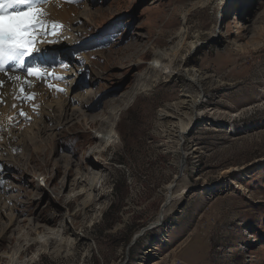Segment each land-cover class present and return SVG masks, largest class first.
Returning <instances> with one entry per match:
<instances>
[{
  "label": "rangeland",
  "instance_id": "374dc122",
  "mask_svg": "<svg viewBox=\"0 0 264 264\" xmlns=\"http://www.w3.org/2000/svg\"><path fill=\"white\" fill-rule=\"evenodd\" d=\"M65 3L72 36L48 35L47 54L62 65L63 44L74 42L71 96L87 91L95 113L131 95L135 85L139 95L122 99L114 112L110 122L121 142L107 148L98 141L107 126L64 122L51 137L52 131L35 130L42 121L55 125L44 117L35 125L38 113L12 117L26 134L21 145L0 149V204L7 202L5 215L17 218L5 230L0 215V264H264V0ZM196 40L198 49L189 52ZM176 50L183 58L176 64L213 80L198 86L149 70L156 51L171 57ZM188 94L199 102L180 139L159 113L177 112ZM78 107L71 105L69 115ZM89 140L104 149L99 174L105 182L95 193L85 186L84 199L70 201L78 192L71 186L77 166L67 176L64 158L79 162ZM43 217L56 218L53 231L35 232L46 225ZM51 237L64 244L43 247Z\"/></svg>",
  "mask_w": 264,
  "mask_h": 264
},
{
  "label": "bare ground",
  "instance_id": "6f19581e",
  "mask_svg": "<svg viewBox=\"0 0 264 264\" xmlns=\"http://www.w3.org/2000/svg\"><path fill=\"white\" fill-rule=\"evenodd\" d=\"M65 2L66 0H52V2L47 6V9H46L50 13V16H49L50 20L58 21L60 24L63 25L62 28H58L56 30V35L58 36V38H62V39H64L67 36L68 37L72 36L71 34L72 32L71 24L72 23L70 24V18L68 17L69 11L67 9V5ZM50 27L51 26L49 25V28ZM219 38H221V36H219L217 39L219 40ZM42 39L49 41L48 35L44 36ZM198 45L199 44L197 40L191 41L189 43V46H190L189 52L197 50ZM48 46H49L48 43H42L39 45L41 49V54L43 55L46 62L43 64H40L39 60L35 61L37 64H40L41 67H46L50 69V73H49L50 78L47 81V83H41L38 79L34 77H27V80L33 81L31 88H29L26 82L23 83V87L26 93L35 92L37 94L34 100H24L22 98L23 94H21L19 91L20 84L18 82L9 80L8 76L4 75L3 73H0V79H3L5 81L4 86L0 87V100L3 101V103H0V149L3 148L4 150H7V149L11 150L9 146L14 143H16V145L18 146L21 145L20 139L26 133H23L22 130L15 129L11 122L12 117H15V118L24 117L20 115L21 110H23L26 114H29V115L31 113L32 114L35 113L36 115L37 113L39 114L35 118L36 122L34 120L35 125L37 124V121H38L37 118L39 117H40L39 118L40 120H42V118L44 117L45 119H48L49 122L51 121L52 123H54L55 125L46 126L42 124L43 122L42 121L41 124L39 123L40 126L37 125L35 127L34 125L35 130L41 131V133H43L44 129H46V131L47 130L52 131L50 134L51 137L56 136L55 131H58V129L60 128L61 129L64 128L62 127L64 122H65L64 126H67L69 122H72L70 124V126L72 127L82 122L86 126H94V125L99 124L102 127L107 126L109 128V130L107 131L108 134L105 136H102L101 139L98 140L101 143V146H104L107 148L110 145L121 142L120 134L118 132V125H116L114 121L113 123L110 121L113 119L112 117H113L114 112L120 111V107H122L123 105L122 99H128L131 95H134V96L139 95L140 85H135L131 88V91H132L131 95L129 93L128 94L126 93V94H123L121 98H114L110 102L105 104V108H103L101 112L93 113L92 112L93 102L91 100H87L88 98L85 99L86 97H84L85 95L88 96V94H85L87 91L86 92L83 91L85 93L79 92L78 94L71 96V86L74 81L72 82L68 79L72 76L73 71H68V70H70L72 66H75V65L69 64L68 59H70L69 57L71 56L70 53L74 51V46H75L74 42L71 41L68 45L63 44L62 52L59 55V56H62V57L64 56L65 58H68L66 61L64 62L62 61L63 64L68 65L67 68L59 66L61 64L56 65L58 63V60H55L54 58H52V56H49L51 55L50 53L47 54ZM156 52L158 53H155V58L153 62L150 64V68H149V70H151L154 73H158L161 76L166 75L168 78H172V79H174L175 77L183 76V77H186L187 80L190 81V83H192L193 85H198V86H203V82H205V80H208V79L213 80V76L206 74V73H202L199 69H196L194 66L191 68H187L185 66L182 67L181 65L176 64V61L180 59L177 55V52H178L177 50L175 51V53L172 54V56H174L173 58H171L172 56L168 57L167 54L159 53L161 51H156ZM25 59L29 65L33 63L32 58L26 57ZM179 61H183V58L182 60H179ZM135 62H136L137 68H141L142 64L144 63L142 57H139L138 60ZM8 75H13V76L19 75L21 77V81L25 80V72L23 70L13 69L12 71L8 73ZM96 76L98 77V74ZM55 77H63V79L62 80L55 79ZM48 84L56 85L57 88H63L66 91L60 92L57 90H52L47 86ZM17 97H21V98L18 99ZM49 97H52L51 101H47ZM82 98L85 100H83ZM198 102L199 101L197 99L193 98L192 96H189L188 94V96L183 97L177 112H174V111L171 112L167 109H163L159 113V118L162 121H165V123H167L166 126L168 127V130H170L174 136L182 139L184 138L185 134H187V132L190 130L191 125L194 123L195 118H194L193 113L198 106ZM76 103H78L79 107L76 109L73 108L74 113L69 115V109L71 105L76 104ZM13 105H15V107H13ZM33 105H35L36 107H33ZM107 108H109L110 112L107 111ZM77 110L79 112L78 116H77L78 112H76ZM183 115H187L186 116L188 118L187 122L184 121ZM69 117H70V120H69ZM88 129L89 128H87V130ZM87 134L86 136L88 138ZM29 136L31 138L30 140H33L34 138H36L35 137L36 135L35 133L33 134V132L29 134ZM75 136L77 138L80 137L77 133H75ZM95 137L96 139L98 138L97 136ZM1 145H3L4 147H2ZM97 145H98L97 141L94 142V141L89 140L88 143L85 144L84 147L81 149L83 156H81L79 162L74 161L73 158H69V157L64 158L67 161L66 162L67 167L65 168L66 174L68 171L67 176H71L73 174V169L71 168L69 169L68 167L70 165L77 166V170L75 171L76 177L73 179L71 186L75 188V189H72V192H75V190H78V192L75 193L74 196H71L70 201L84 199V196L88 193L89 188L92 193H95V191H97L98 189V185L101 184V187H102L105 182L101 180L102 176H100L99 174L102 167H105V165L102 162L103 160L101 158L102 156L101 153L104 151V149L97 150L96 148ZM89 150L91 151L90 153L88 152ZM34 152H35V149H33L31 158H29L28 161L30 162L35 161L36 156L34 155L35 154ZM96 154H98V156H96ZM45 163H46V166H48L49 163L47 161ZM47 181L50 182L51 179L47 178ZM85 186L89 187L88 190L84 188ZM101 187H99V189H101ZM172 188H173V184H171L169 188L170 192ZM92 193L85 198V199H89L90 204L93 200L96 199V196L93 195ZM1 199L2 197L0 195V202H1ZM9 206L10 205H8L7 202L3 204V207L0 204V215L4 214V216H6L4 209L9 208ZM87 206H85L84 208H88ZM6 218H7V222L4 223L5 230L13 226L17 220L15 215H12L10 217L7 215ZM41 221L44 222V224L46 225H37L35 232L41 233L40 229H43V233H49L50 231H53V227L51 225L52 223H55L57 220L56 218L52 219V218L43 217ZM71 229L73 232L76 233L74 225L71 226ZM83 229H85L84 225L82 226V230ZM21 240L22 238L18 240V243H20L19 241ZM38 244H40V241H37V240L34 241V243H30L27 246L28 247L27 251H30L34 246ZM42 244H43V247L47 248V247H51L56 244L61 246L64 243L59 242L54 237H51V238H48V240L46 239ZM77 244L78 242L74 243V245L76 246Z\"/></svg>",
  "mask_w": 264,
  "mask_h": 264
},
{
  "label": "snow or ice",
  "instance_id": "6c2138e0",
  "mask_svg": "<svg viewBox=\"0 0 264 264\" xmlns=\"http://www.w3.org/2000/svg\"><path fill=\"white\" fill-rule=\"evenodd\" d=\"M51 2L52 0H0V73L20 84L19 91L23 94L24 100H34L37 95L35 92L26 93L23 83L26 82L29 88L33 84L27 77H34L41 83H47L50 78V69L40 66L46 61L39 45L50 43L42 38L46 35H56V30L63 27L58 21L49 19L50 13L46 9ZM26 57L32 58L31 65L26 62ZM36 60H39L40 64H37ZM61 66L68 67L65 64ZM13 69L23 70L25 80L21 81L19 75H8ZM55 79L62 80L63 77ZM4 83L5 81L0 79V87H3ZM47 86L52 90L66 91L53 84ZM0 103L3 101L0 100ZM20 115L30 119L23 110L20 111Z\"/></svg>",
  "mask_w": 264,
  "mask_h": 264
}]
</instances>
